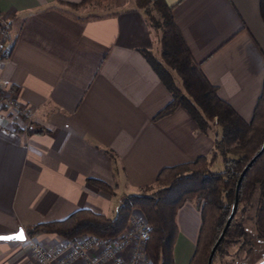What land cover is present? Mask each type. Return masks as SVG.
I'll return each instance as SVG.
<instances>
[{"label":"crops","instance_id":"1","mask_svg":"<svg viewBox=\"0 0 264 264\" xmlns=\"http://www.w3.org/2000/svg\"><path fill=\"white\" fill-rule=\"evenodd\" d=\"M164 1L208 81L248 120L264 77L259 0ZM91 4L108 6L83 13L87 4L0 0L2 17L14 16L13 46L0 59V235L79 208L113 216L120 196L152 184L162 167L214 151V134L199 131L182 106L153 119L171 94L140 52L157 48L144 10L135 0ZM11 102L27 114L15 113ZM30 122L46 131L28 132ZM176 223L173 264H187L199 207L185 201ZM64 239L39 233L0 240V264H39L33 242ZM263 251L250 263L243 252V264H264Z\"/></svg>","mask_w":264,"mask_h":264},{"label":"trees","instance_id":"2","mask_svg":"<svg viewBox=\"0 0 264 264\" xmlns=\"http://www.w3.org/2000/svg\"><path fill=\"white\" fill-rule=\"evenodd\" d=\"M94 0L59 3L80 7ZM142 8L157 35V50L140 49L153 71L171 94L170 101L156 112V120L178 106L185 108L199 131L214 134V151L211 157L220 156L222 168L211 169V157L201 154L192 160L164 166L152 184L138 193L122 194L113 216L79 208L59 220H47L25 228L27 236L39 233L59 235L72 239L80 234L95 237H112L128 224L132 212L141 213L149 224L146 243L147 264H173V246L178 233L176 213L185 201L199 207L200 224L194 249L187 264H206L211 248L216 243L229 217L235 197L238 205L249 204L258 191L254 212L256 241L248 232L237 209L222 238L216 246L217 254L224 256L237 238H243V252L251 254L254 243L264 244V148L237 181L248 161L264 144V77L261 92L253 107L251 117L244 119L227 101L222 99L201 69L174 21L172 6L164 0H135ZM150 8L156 11L151 14ZM264 21V0H259ZM14 16L0 14V59L9 56L13 40L9 34ZM28 132L46 131L27 125ZM96 187L112 193V187L101 179L89 178ZM237 191V192H236ZM134 210V211H133ZM256 244V243H255ZM211 263V264H212Z\"/></svg>","mask_w":264,"mask_h":264},{"label":"built area","instance_id":"3","mask_svg":"<svg viewBox=\"0 0 264 264\" xmlns=\"http://www.w3.org/2000/svg\"><path fill=\"white\" fill-rule=\"evenodd\" d=\"M15 113H26L11 102ZM149 224L139 213H132L127 226L112 237L80 234L61 243L35 241L31 255L39 264H147L146 243Z\"/></svg>","mask_w":264,"mask_h":264},{"label":"rangeland","instance_id":"4","mask_svg":"<svg viewBox=\"0 0 264 264\" xmlns=\"http://www.w3.org/2000/svg\"><path fill=\"white\" fill-rule=\"evenodd\" d=\"M106 6L105 4L101 5H85L84 10L82 9L81 12H91L93 11L94 13L97 11H100L99 8L105 9ZM151 14L156 15V11L154 9L150 8ZM157 50V49H155ZM209 132H212L209 130ZM213 133V132H212ZM211 169L213 170H220L222 168V161L220 156H215L211 157ZM258 191H256L249 202L247 206H245L243 203L239 204L237 206V214L235 215L237 219H241L244 222V225L247 229L248 232V238L252 240L253 242L256 241V233H255V225H254V212H255V205H256V197H257ZM233 244H231L228 249H227V254L224 256H221L220 254H217L213 260L212 264H243V260H248L247 256H249V263L256 260V255L261 252V250H264V244H261L259 242L254 243V249L252 250L251 254L247 255L244 258V253H243V238H237ZM264 252V251H263ZM264 258V254H262ZM260 259V258H259ZM261 260V259H260ZM264 262V259L262 260Z\"/></svg>","mask_w":264,"mask_h":264},{"label":"water","instance_id":"5","mask_svg":"<svg viewBox=\"0 0 264 264\" xmlns=\"http://www.w3.org/2000/svg\"><path fill=\"white\" fill-rule=\"evenodd\" d=\"M263 148H264V144H263V147L260 149V151L257 152L256 155H254V156L248 161V163L246 164V166L244 167V169L241 171V173H240V175H239V178H238V181H237V185L239 184V182H240V180H241V178H242L244 172L246 171V169L250 166V164L254 161V159L260 154V152L263 150ZM236 192H237V191H236ZM237 206H238V200H237V196H236V197H235L234 204H233L232 211H231L229 217L227 218V220H226V222H225V225H224V227H223V229H222V232H221V234L219 235V237H218L216 243L214 244V246H213V247L211 248V250H210V253H209V255H208V259H207V263H206V264H211V263H212V257H213L214 251H215V249H216V246H217V244L219 243L220 239L222 238V236H223V234H224L226 228L228 227V225H229L231 219L233 218V216H234V214H235V211H236V209H237ZM21 229L23 230L24 237H25L26 235H25V232H24V229H23V228H19L17 231H15V232H13V233L2 234V235H0V236H9V235H13V234L18 233ZM24 239H25V238H24ZM13 240H19V239H13Z\"/></svg>","mask_w":264,"mask_h":264},{"label":"snow or ice","instance_id":"6","mask_svg":"<svg viewBox=\"0 0 264 264\" xmlns=\"http://www.w3.org/2000/svg\"><path fill=\"white\" fill-rule=\"evenodd\" d=\"M24 238L25 237H24V233L22 229L18 233L13 234V235L0 236V240H13V239L23 240Z\"/></svg>","mask_w":264,"mask_h":264}]
</instances>
